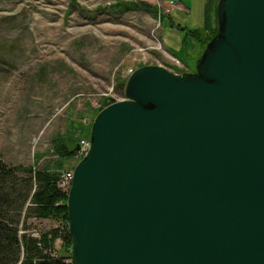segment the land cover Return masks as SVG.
Wrapping results in <instances>:
<instances>
[{"label":"water","instance_id":"water-1","mask_svg":"<svg viewBox=\"0 0 264 264\" xmlns=\"http://www.w3.org/2000/svg\"><path fill=\"white\" fill-rule=\"evenodd\" d=\"M190 74L136 69L67 193L72 264H264V0H219Z\"/></svg>","mask_w":264,"mask_h":264},{"label":"rangeland","instance_id":"rangeland-1","mask_svg":"<svg viewBox=\"0 0 264 264\" xmlns=\"http://www.w3.org/2000/svg\"><path fill=\"white\" fill-rule=\"evenodd\" d=\"M116 2H145L157 14L115 13L108 7ZM206 5L207 0H0V160L8 167L54 170L61 163V174L73 170L80 158L62 161L53 146L123 100L130 70L156 65L176 74L195 71L205 46L186 34L213 24ZM23 226L35 236L58 224L29 217L21 220L19 233Z\"/></svg>","mask_w":264,"mask_h":264},{"label":"trees","instance_id":"trees-1","mask_svg":"<svg viewBox=\"0 0 264 264\" xmlns=\"http://www.w3.org/2000/svg\"><path fill=\"white\" fill-rule=\"evenodd\" d=\"M212 1L207 0L206 7L208 18L213 16V24H208L203 30L187 31L186 34L203 46L216 34V3L219 0L213 5ZM108 8L119 14L139 9L157 14L155 8L145 2H116ZM184 44L186 49L187 45ZM89 131L90 125L86 128L75 127L72 133L55 144L53 149L58 159H76L79 141L82 138L88 140ZM79 158L78 161L81 160ZM56 166L54 170H34L20 166L8 167L0 160V264H72L67 192L58 186L62 164L57 163ZM29 217L54 220L58 226L41 232L37 237L27 233L26 226L19 233L21 220L24 223ZM58 241L59 250L56 249Z\"/></svg>","mask_w":264,"mask_h":264},{"label":"built area","instance_id":"built-area-1","mask_svg":"<svg viewBox=\"0 0 264 264\" xmlns=\"http://www.w3.org/2000/svg\"><path fill=\"white\" fill-rule=\"evenodd\" d=\"M174 66L180 68L181 67V63L178 61V59H172ZM133 73V70H130L128 73V77ZM89 148V140L87 139H82L79 142V147H78V152H77V156L83 158L87 152ZM71 180H72V170L65 172L63 174L60 175L59 178V182H58V186L59 188L64 191L67 192L69 191L70 188V184H71ZM38 235H35V237H37Z\"/></svg>","mask_w":264,"mask_h":264}]
</instances>
